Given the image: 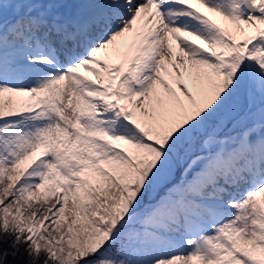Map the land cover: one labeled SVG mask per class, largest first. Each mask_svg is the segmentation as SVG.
<instances>
[{
  "label": "snow or ice",
  "instance_id": "snow-or-ice-1",
  "mask_svg": "<svg viewBox=\"0 0 264 264\" xmlns=\"http://www.w3.org/2000/svg\"><path fill=\"white\" fill-rule=\"evenodd\" d=\"M264 264V0H0V264Z\"/></svg>",
  "mask_w": 264,
  "mask_h": 264
},
{
  "label": "trees",
  "instance_id": "trees-1",
  "mask_svg": "<svg viewBox=\"0 0 264 264\" xmlns=\"http://www.w3.org/2000/svg\"><path fill=\"white\" fill-rule=\"evenodd\" d=\"M20 252L23 255L18 256L15 261H13L11 256H9L7 264H27L28 257H27V253L24 251V248H21Z\"/></svg>",
  "mask_w": 264,
  "mask_h": 264
}]
</instances>
